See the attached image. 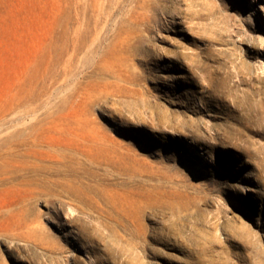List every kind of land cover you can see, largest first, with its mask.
Instances as JSON below:
<instances>
[{
  "label": "rangeland",
  "instance_id": "374dc122",
  "mask_svg": "<svg viewBox=\"0 0 264 264\" xmlns=\"http://www.w3.org/2000/svg\"><path fill=\"white\" fill-rule=\"evenodd\" d=\"M0 264H264V0H0Z\"/></svg>",
  "mask_w": 264,
  "mask_h": 264
}]
</instances>
